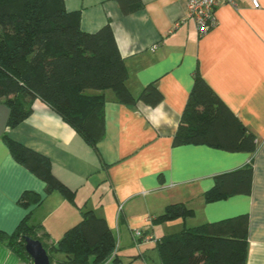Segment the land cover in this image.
I'll return each instance as SVG.
<instances>
[{
    "label": "crops",
    "instance_id": "0c3cea01",
    "mask_svg": "<svg viewBox=\"0 0 264 264\" xmlns=\"http://www.w3.org/2000/svg\"><path fill=\"white\" fill-rule=\"evenodd\" d=\"M139 2L137 11L125 14L116 0H63L67 12L79 13L82 31L111 27L130 94L138 98L153 85L161 101L126 106L105 91L104 135L96 150L37 99L25 102L30 110L25 120L7 128L9 109L0 101V232L12 234L29 215V224L39 226L40 242L50 247L80 221L81 211L91 210L116 243L117 261L103 264H159L155 248L154 255L147 248L160 238L246 215L245 264H264V0L257 9L240 0L236 8L218 6L215 26L203 36L187 18V0ZM195 74L255 136L254 153L173 144ZM5 135L48 158L53 176L73 192L74 204L58 193L46 196L44 183L13 160ZM247 167L252 168L249 194L205 201L215 176ZM26 191L42 196V202L21 208ZM175 204L190 214L162 220ZM136 230L154 241L136 243ZM52 255L62 260L51 264L64 260ZM0 264L32 261L0 242Z\"/></svg>",
    "mask_w": 264,
    "mask_h": 264
},
{
    "label": "trees",
    "instance_id": "16d2710c",
    "mask_svg": "<svg viewBox=\"0 0 264 264\" xmlns=\"http://www.w3.org/2000/svg\"><path fill=\"white\" fill-rule=\"evenodd\" d=\"M123 13L137 11L139 0H116ZM129 2L131 4H129ZM78 12H67L63 0H0V101L8 109L7 128L21 123L30 110L27 100H39L53 109L83 141L96 150L104 135V92L111 91L117 103L132 106L137 101L154 106L161 95L153 85L134 98L127 89V71L111 27L94 33L80 28ZM88 91L99 94H87ZM13 160L41 180L46 196L60 194L74 204L73 192L51 173L45 156L4 136ZM175 146H207L229 153L256 151L255 136L195 74L193 85L173 138ZM252 168L217 175L206 192L207 203L235 195H247ZM43 198L26 191L18 204L27 209ZM190 211L181 204L168 206L162 220L186 217ZM80 221L50 247L64 255L58 264H103L115 257V240L105 221L91 210L80 213ZM248 217L207 223L160 238L155 244L159 264H245ZM39 226L29 224L26 215L10 235L0 232V242L22 260L31 261L24 238L34 240ZM42 244V243H41Z\"/></svg>",
    "mask_w": 264,
    "mask_h": 264
},
{
    "label": "built area",
    "instance_id": "2783aa9c",
    "mask_svg": "<svg viewBox=\"0 0 264 264\" xmlns=\"http://www.w3.org/2000/svg\"><path fill=\"white\" fill-rule=\"evenodd\" d=\"M240 1L250 3L255 9L259 8L258 0ZM237 4L238 0H187V18L195 24L199 36H203L215 26V10L218 6L229 5L236 8ZM134 238L136 243L140 241L139 244L154 241L151 235H143L140 230L134 232Z\"/></svg>",
    "mask_w": 264,
    "mask_h": 264
},
{
    "label": "water",
    "instance_id": "95a60500",
    "mask_svg": "<svg viewBox=\"0 0 264 264\" xmlns=\"http://www.w3.org/2000/svg\"><path fill=\"white\" fill-rule=\"evenodd\" d=\"M24 249L32 264H51L47 251L38 240L25 237Z\"/></svg>",
    "mask_w": 264,
    "mask_h": 264
},
{
    "label": "rangeland",
    "instance_id": "374dc122",
    "mask_svg": "<svg viewBox=\"0 0 264 264\" xmlns=\"http://www.w3.org/2000/svg\"><path fill=\"white\" fill-rule=\"evenodd\" d=\"M153 248H155V246H149L147 249L148 250H150V251H152V249ZM133 250V249H132ZM135 251V250H134ZM153 252V251H152ZM152 255H154V252L152 253ZM51 259H52V262L54 263L55 261H56V259H58V260H62V256H60V255H56V256H54V255H52L51 256Z\"/></svg>",
    "mask_w": 264,
    "mask_h": 264
}]
</instances>
